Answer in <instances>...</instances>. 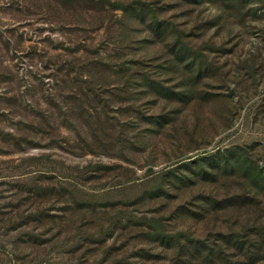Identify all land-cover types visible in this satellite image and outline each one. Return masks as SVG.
I'll return each mask as SVG.
<instances>
[{
  "label": "rangeland",
  "instance_id": "1",
  "mask_svg": "<svg viewBox=\"0 0 264 264\" xmlns=\"http://www.w3.org/2000/svg\"><path fill=\"white\" fill-rule=\"evenodd\" d=\"M224 153L264 166V0H0V264L229 257Z\"/></svg>",
  "mask_w": 264,
  "mask_h": 264
},
{
  "label": "trees",
  "instance_id": "2",
  "mask_svg": "<svg viewBox=\"0 0 264 264\" xmlns=\"http://www.w3.org/2000/svg\"><path fill=\"white\" fill-rule=\"evenodd\" d=\"M154 24V23H153ZM154 28V26L152 27ZM152 82L149 83L151 85ZM229 153L222 155L220 166L225 172L228 167L236 168L238 173L250 171L251 174L242 177L243 189L246 191L245 195L237 196L233 200L222 201L223 209L229 211H240L242 208H250L255 212L252 233L245 232L243 237L240 234L234 236L235 244L234 252L228 255L225 251L215 252L210 248L206 253L196 248L200 252L198 255H192L194 258H202L201 263H184V264H264V200H261V192L264 191V166L258 165L257 162H251L242 159L239 156L236 159L231 158ZM263 164V163H262ZM249 184V185H248ZM246 227V226H245ZM245 227H243L245 229ZM226 250V249H225ZM218 257L219 261L213 258ZM233 259V260H232Z\"/></svg>",
  "mask_w": 264,
  "mask_h": 264
}]
</instances>
